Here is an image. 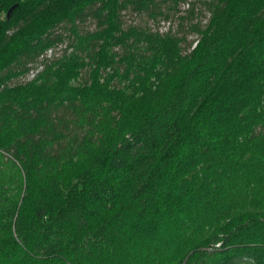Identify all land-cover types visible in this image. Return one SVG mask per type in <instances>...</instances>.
I'll list each match as a JSON object with an SVG mask.
<instances>
[{
  "label": "trees",
  "instance_id": "16d2710c",
  "mask_svg": "<svg viewBox=\"0 0 264 264\" xmlns=\"http://www.w3.org/2000/svg\"><path fill=\"white\" fill-rule=\"evenodd\" d=\"M0 264H264V0H0Z\"/></svg>",
  "mask_w": 264,
  "mask_h": 264
},
{
  "label": "water",
  "instance_id": "95a60500",
  "mask_svg": "<svg viewBox=\"0 0 264 264\" xmlns=\"http://www.w3.org/2000/svg\"><path fill=\"white\" fill-rule=\"evenodd\" d=\"M15 6H16V4H13V5H11V6L7 9V11H6V18L9 17V15H10L12 9H13Z\"/></svg>",
  "mask_w": 264,
  "mask_h": 264
}]
</instances>
